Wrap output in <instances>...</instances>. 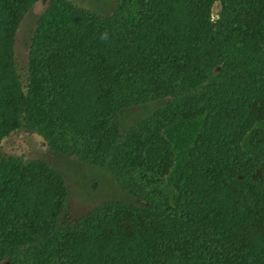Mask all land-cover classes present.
<instances>
[{
    "label": "trees",
    "instance_id": "trees-1",
    "mask_svg": "<svg viewBox=\"0 0 264 264\" xmlns=\"http://www.w3.org/2000/svg\"><path fill=\"white\" fill-rule=\"evenodd\" d=\"M37 1L0 0V146L122 195L74 217L56 165L0 150V264H264V0H46L23 68Z\"/></svg>",
    "mask_w": 264,
    "mask_h": 264
},
{
    "label": "rangeland",
    "instance_id": "rangeland-1",
    "mask_svg": "<svg viewBox=\"0 0 264 264\" xmlns=\"http://www.w3.org/2000/svg\"><path fill=\"white\" fill-rule=\"evenodd\" d=\"M78 4L98 12L110 13L116 0H75ZM46 0H38L21 20L15 42V55L20 67H25L28 57V47L36 21L46 8ZM220 10V3L216 2L212 9V16L216 18ZM33 144L23 136H16L6 141L0 150L5 153L22 155L34 153L44 155L56 165L66 180L70 193L69 213L74 217L88 211L97 203L111 197L121 196V192L114 184L112 175L104 170L87 164L75 156L60 155L46 150L39 141ZM32 144V145H31Z\"/></svg>",
    "mask_w": 264,
    "mask_h": 264
},
{
    "label": "clouds",
    "instance_id": "clouds-1",
    "mask_svg": "<svg viewBox=\"0 0 264 264\" xmlns=\"http://www.w3.org/2000/svg\"><path fill=\"white\" fill-rule=\"evenodd\" d=\"M101 39H104V40H107L108 39V33L107 32H104V33H101Z\"/></svg>",
    "mask_w": 264,
    "mask_h": 264
}]
</instances>
